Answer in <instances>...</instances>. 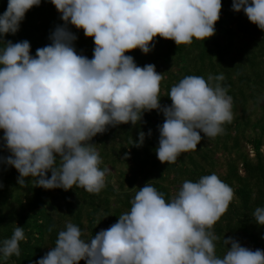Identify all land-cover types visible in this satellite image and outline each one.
<instances>
[{"label": "clouds", "instance_id": "clouds-1", "mask_svg": "<svg viewBox=\"0 0 264 264\" xmlns=\"http://www.w3.org/2000/svg\"><path fill=\"white\" fill-rule=\"evenodd\" d=\"M40 3L8 0L0 14V140L10 153L4 162L16 169L20 186L33 177L44 189L75 185L100 192L110 170L100 167L93 137L109 127L135 125L146 111L164 116L155 152L167 164L232 121L233 97L220 83L222 73L184 76L170 88L171 104L161 106L162 73L126 55L137 48L149 53L156 36L177 46L213 36L221 0H50L64 22L51 32V43L35 55L28 40L5 43L2 38L17 33L25 14ZM231 8L264 31V0H232ZM69 24L93 38L91 59L77 53ZM144 139L140 131L134 143L140 146ZM233 197L234 190L215 173L185 180L168 200L147 182L110 227L86 241L69 222L35 264H264V250L232 237L223 240V256L217 254L219 237L212 229ZM252 215L264 226V206ZM25 239L17 225L0 241V255H19Z\"/></svg>", "mask_w": 264, "mask_h": 264}, {"label": "trees", "instance_id": "trees-1", "mask_svg": "<svg viewBox=\"0 0 264 264\" xmlns=\"http://www.w3.org/2000/svg\"><path fill=\"white\" fill-rule=\"evenodd\" d=\"M7 3L8 0H0V14ZM221 3L213 36L179 46L156 36L149 53L137 48L126 55H131L138 66L151 63L162 73L161 106L171 104L170 88L184 76L201 75L207 79L209 74L222 73L224 80L220 83L233 97L232 121L223 125L220 134L202 138L197 149L182 153L168 164L161 163L155 152L158 125L164 121L162 112L146 111L135 125L109 127L91 141L101 157L100 167L110 170L105 187L98 193L75 185L69 190L44 189L33 183V177L26 178V186H20L18 172L4 162L10 153L0 140V241L11 237L17 225L24 228L26 236L20 242L19 255L4 258L0 264H35L54 246L58 232L69 222L80 227L83 239L90 240L130 209L138 188L147 182L168 200L177 194L185 180L196 181L212 173L234 190L229 207L212 229L219 237L217 254L225 253L223 240L228 237L242 246L249 243L254 250H264V226H258L252 215L257 206H264V31L250 23L242 10L234 12L232 0ZM63 23L50 0H41L39 6H33L25 14L18 32L6 34L2 39L5 43L28 40L31 54L35 55L37 48L51 43V32ZM68 27L77 36L74 41L77 53L91 59L93 38L85 37L82 29L70 24ZM140 131L145 133V139L137 146L134 142Z\"/></svg>", "mask_w": 264, "mask_h": 264}, {"label": "built area", "instance_id": "built-area-1", "mask_svg": "<svg viewBox=\"0 0 264 264\" xmlns=\"http://www.w3.org/2000/svg\"><path fill=\"white\" fill-rule=\"evenodd\" d=\"M244 247H247V248H250V249L254 250L253 246L251 244H249V243H246L244 245Z\"/></svg>", "mask_w": 264, "mask_h": 264}, {"label": "rangeland", "instance_id": "rangeland-1", "mask_svg": "<svg viewBox=\"0 0 264 264\" xmlns=\"http://www.w3.org/2000/svg\"><path fill=\"white\" fill-rule=\"evenodd\" d=\"M3 259H4V257L2 255H0V260H3Z\"/></svg>", "mask_w": 264, "mask_h": 264}]
</instances>
